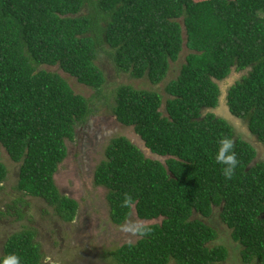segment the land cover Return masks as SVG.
I'll return each instance as SVG.
<instances>
[{
	"label": "trees",
	"instance_id": "trees-1",
	"mask_svg": "<svg viewBox=\"0 0 264 264\" xmlns=\"http://www.w3.org/2000/svg\"><path fill=\"white\" fill-rule=\"evenodd\" d=\"M184 50L164 100L127 84L111 98L102 94L101 57L158 84ZM45 66L96 95L75 93ZM233 71L239 76L222 95L220 82ZM94 97L107 98L115 119L164 158L147 157L124 135L109 139L93 182L107 190L111 222L133 210L160 221L139 226L135 242L101 246L95 264H226L228 248L210 221L215 212L240 261L264 264V0H0V146L18 165L17 197L0 216L24 218L35 197L63 220L75 218L78 203L59 192L54 175L76 128L94 113ZM221 99L243 132L217 114ZM225 137L239 161L230 180L215 159ZM7 174L0 157V189ZM39 233L32 222L10 234L0 260L41 264Z\"/></svg>",
	"mask_w": 264,
	"mask_h": 264
},
{
	"label": "rangeland",
	"instance_id": "rangeland-1",
	"mask_svg": "<svg viewBox=\"0 0 264 264\" xmlns=\"http://www.w3.org/2000/svg\"><path fill=\"white\" fill-rule=\"evenodd\" d=\"M84 10L86 9L84 8ZM185 53L186 50L181 53L176 62L171 63L167 76L158 84H152L146 78H133L128 73L117 71L112 62L101 57V63L104 62L102 68L107 78L102 94L111 98L112 95L109 93L112 89L121 84H127L135 88L157 91L164 100L166 98L164 87L179 73ZM45 68L62 76L75 93L81 94L86 98H92L96 95L95 90L80 84L74 77L58 66H45ZM238 76L239 72L233 71L231 75L220 82L222 95L226 93L227 87ZM109 103L107 98H93L94 113L89 116L85 124L76 128L75 138L67 142V158L54 175L59 192L75 199L78 203L74 220L69 223L60 221L53 208L44 200L35 197L28 198L27 200L30 203L28 206H24V218L15 220V216L11 214L0 216V256H2L3 250L2 243L10 234L20 231L26 225L29 226V224L34 222L38 228H41L38 240L42 242L43 239L45 240L44 231L48 233L54 230L53 222H56L57 225L62 227L59 237L61 238L62 236L63 240L60 242L57 239L53 244L42 242L44 262L41 264H91V262H87V255L91 254L94 256V254L99 252L101 246L109 248L119 246L125 242H135L139 238L136 233V229L139 226L160 221V219H139L133 210L126 221L119 225L113 224L110 220L109 204L106 199L107 190L93 182L94 169L100 160L105 158L104 149L109 139L116 135H124L129 138L147 157L164 159L151 154L145 148L144 142L134 132L132 126H124L115 119ZM162 108H164V105ZM216 110L217 114L223 115L231 121L237 129V134L240 131L243 132L244 123L225 112L226 107L223 99H221L220 105ZM259 149L263 152L264 145H259ZM0 157L8 169L7 180L2 182V188L0 189V209L5 211L6 205L17 197L15 185L18 165L10 160L8 154L1 146ZM210 221L218 226L219 237L217 243L223 244L228 248L229 256L226 264H246L238 258L239 245L232 239L226 225L216 216V212L210 217ZM92 256L89 255V258L93 259Z\"/></svg>",
	"mask_w": 264,
	"mask_h": 264
},
{
	"label": "clouds",
	"instance_id": "clouds-1",
	"mask_svg": "<svg viewBox=\"0 0 264 264\" xmlns=\"http://www.w3.org/2000/svg\"><path fill=\"white\" fill-rule=\"evenodd\" d=\"M215 159L218 164L222 165L224 177L232 179L239 164L232 140L226 137L221 138ZM0 264H20V260L13 255L0 260Z\"/></svg>",
	"mask_w": 264,
	"mask_h": 264
},
{
	"label": "flooded vegetation",
	"instance_id": "flooded-vegetation-1",
	"mask_svg": "<svg viewBox=\"0 0 264 264\" xmlns=\"http://www.w3.org/2000/svg\"><path fill=\"white\" fill-rule=\"evenodd\" d=\"M57 215V214H56ZM58 216V215H57ZM58 218H59V220L60 221H63V222H66V223H69V222H71V221H65V220H63L62 218H60L59 216H58ZM74 220V219H73ZM72 220V221H73ZM53 225H54V230H52L51 232H48V233H45V231H44V237H45V240L43 239L42 240V242H48V243H51V244H53V242L54 241H56L57 239L61 242L62 240H63V237L61 236V238L59 237V235H61V230H62V227L61 226H59V225H57L56 224V222H53ZM41 229V228H40ZM41 231V230H40ZM46 236H47V239H46ZM8 237V236H7ZM7 237H6V239H7ZM37 237V239H38V235L36 236ZM52 238H55V239H52ZM6 239H5V241H6ZM5 241H4V243H5ZM42 242H41V244H42ZM4 243H2L3 245L2 246H4ZM41 247H42V245H41ZM42 250V252H43V255H44V251H43V249H41ZM97 254H98V252L96 253V254H94V256H92L91 254H89L90 256H92L93 257V259H90L89 258V255H87V262H91V264H95L96 262H97ZM86 255V254H85ZM44 260V256H43V258H42V261H41V263L42 262H44L43 261ZM108 261V260H107Z\"/></svg>",
	"mask_w": 264,
	"mask_h": 264
}]
</instances>
